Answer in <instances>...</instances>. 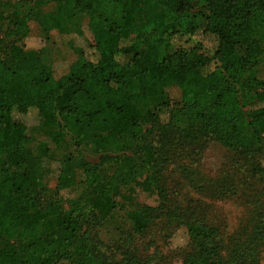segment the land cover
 <instances>
[{
    "label": "trees",
    "instance_id": "1",
    "mask_svg": "<svg viewBox=\"0 0 264 264\" xmlns=\"http://www.w3.org/2000/svg\"><path fill=\"white\" fill-rule=\"evenodd\" d=\"M197 9L206 11L202 23L192 15ZM77 13L88 17L91 53L82 52L62 74L43 68L41 50L22 46L30 25L40 32L60 29ZM0 22L7 24L0 37V264H170L151 240L142 251L134 241L159 226L185 233V244L171 251L175 264L260 263L264 81L252 69L264 54L256 38L264 34V0H15ZM152 78L181 94L168 111L167 127L179 131L187 159L198 163L197 147L213 142L240 156L232 163L238 172L263 183L251 223L225 239L206 222L201 204L169 198L164 162L139 139L161 123L159 115L138 106ZM46 122L72 147L91 143L97 161L67 171L54 160L56 171L48 170L46 178L29 169L10 173L9 167L30 157L29 132ZM126 136L132 140L119 143ZM138 169L148 171L144 179L137 178ZM50 179L59 190L83 195L41 206L36 194ZM210 182L191 177L189 184L220 200L235 194L231 175ZM132 188L156 195L158 204L131 205ZM130 207L131 233H121L112 245L95 237L110 213Z\"/></svg>",
    "mask_w": 264,
    "mask_h": 264
},
{
    "label": "rangeland",
    "instance_id": "2",
    "mask_svg": "<svg viewBox=\"0 0 264 264\" xmlns=\"http://www.w3.org/2000/svg\"><path fill=\"white\" fill-rule=\"evenodd\" d=\"M15 7V0H0V13H7ZM206 13L203 9L193 11L197 23H202L203 15ZM203 14V15H202ZM88 17L86 14L77 13L75 18L60 29L51 28L40 32L35 24H31L29 37L22 44L27 50H41L40 65L45 69H53L57 74L67 71L68 66L78 58L83 52L88 55L91 44V37L86 30ZM138 23L142 24V18L137 16ZM7 28V24L0 22V37ZM256 38L264 46V34L258 32ZM197 39L207 48L211 43L206 42L200 36ZM123 68V67H121ZM119 69L116 68V70ZM257 81H264V54L261 56L259 64L252 69ZM148 97L146 101L139 103V108L145 111H152L160 116L158 125L154 127L153 135L139 137L143 143L151 144L154 152L162 159L164 185L168 191V196L173 201L184 204H201L204 211V219L213 228L218 230L220 236L225 239L241 228L244 224H250L257 213L256 205H260L257 200V194L260 191V185L263 184L249 175L238 172L233 166V162L240 158L239 155L216 145L213 142H205L197 147L198 163L187 159V153L182 149V140L179 131L167 127L168 111L173 109L175 104L180 101V92L175 87H164L157 79L148 80ZM260 105L251 107L248 112L257 111ZM37 125L36 119H34ZM1 124L4 125L3 122ZM1 127V125H0ZM242 132L247 133V128L242 125ZM57 128L52 122H46L30 132L31 144L28 148L30 157L25 164L18 167H9L10 173L21 172L29 169L42 177L46 178L47 171H56L57 163L52 161L64 162L65 170L69 171L77 168L80 164L95 163L98 154L95 153L91 143H86L80 147H72L67 138L60 136L57 138ZM128 143L132 139L128 136L122 137L119 143L125 141ZM184 150L185 147H183ZM196 149V150H197ZM193 150V148H192ZM111 151V150H109ZM190 151V150H189ZM235 158V159H234ZM232 174H230V170ZM148 174L145 169H138L136 176L138 179H144ZM231 175L236 180L235 194L229 195L226 199L220 200L215 196H206L205 193H198L189 184L190 178L195 180L210 179L215 184L226 175ZM54 176V175H51ZM245 179H247L245 181ZM208 184V183H207ZM256 193L255 200L252 198ZM130 203L133 206L154 207L158 204L156 195H149L140 189H130L128 191ZM83 195L80 190L57 189V182L50 179L44 188L36 194V201L39 205L45 206L52 200L61 198L65 201L75 200ZM127 210L114 211L93 233L106 245L115 243L121 233H131L132 224L128 217ZM149 231L145 238H134L140 251L147 245L148 241L162 252L168 258L170 264H175V259H171V251L181 248L185 244V233L183 229L171 231L167 228L157 227L155 232ZM126 234V235H127ZM167 238V243H166ZM148 250L146 253H149ZM264 264V253L260 256V263Z\"/></svg>",
    "mask_w": 264,
    "mask_h": 264
}]
</instances>
